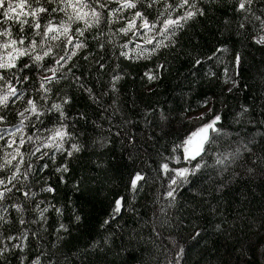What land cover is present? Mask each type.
Segmentation results:
<instances>
[{"label":"snow or ice","instance_id":"6c2138e0","mask_svg":"<svg viewBox=\"0 0 264 264\" xmlns=\"http://www.w3.org/2000/svg\"><path fill=\"white\" fill-rule=\"evenodd\" d=\"M0 264H264V0H0Z\"/></svg>","mask_w":264,"mask_h":264},{"label":"trees","instance_id":"16d2710c","mask_svg":"<svg viewBox=\"0 0 264 264\" xmlns=\"http://www.w3.org/2000/svg\"><path fill=\"white\" fill-rule=\"evenodd\" d=\"M195 31H199L202 32L204 35V39L201 41V48H200V53L202 55H210L211 51L213 49V47L215 46L216 42L214 40H212L211 36L208 35V33L203 31V28L201 27H197L195 29ZM190 35L192 33H189ZM258 55V54H257ZM208 64H205V69L208 67ZM177 68H180V70L183 72L186 69L184 67H181V65L179 63H177L176 65ZM138 69H136L135 67H133V71H137ZM176 72L175 70L173 71L171 76H168V78L165 81V86H162L161 92L158 96H152V97H145L144 100L145 102H155L157 99H159L161 101V103H163L166 99L169 100L170 102L172 100H174L176 98V93L172 92V87H174L175 83H176ZM134 87V85L131 83V81L128 82V84L126 85L127 89H132ZM205 91H209V89L207 87H205L204 89ZM215 88H212L211 91H215ZM199 95L195 94L192 97V100L190 101L191 105L193 108H195L197 106V101L199 100ZM182 102L181 101H177V106H176V113L177 115L182 112ZM179 125V119H177V123H176V127L178 128ZM118 183V181H117ZM106 195V193H101L100 197L98 200L94 201V206L93 205H88L86 206V210L90 211L91 215L89 216V225L90 226H94L98 220L104 215L106 210H110L106 208V203L104 202V196Z\"/></svg>","mask_w":264,"mask_h":264}]
</instances>
